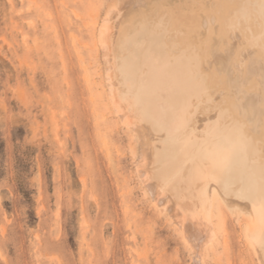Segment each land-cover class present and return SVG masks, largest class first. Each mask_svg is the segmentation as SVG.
I'll return each instance as SVG.
<instances>
[{
    "label": "rangeland",
    "instance_id": "374dc122",
    "mask_svg": "<svg viewBox=\"0 0 264 264\" xmlns=\"http://www.w3.org/2000/svg\"><path fill=\"white\" fill-rule=\"evenodd\" d=\"M115 3L0 0V264H191L101 94L92 32ZM222 204L225 242L203 264H258L246 213Z\"/></svg>",
    "mask_w": 264,
    "mask_h": 264
},
{
    "label": "bare ground",
    "instance_id": "6f19581e",
    "mask_svg": "<svg viewBox=\"0 0 264 264\" xmlns=\"http://www.w3.org/2000/svg\"><path fill=\"white\" fill-rule=\"evenodd\" d=\"M92 36L138 182L190 263L225 242L223 200L264 264V0H116Z\"/></svg>",
    "mask_w": 264,
    "mask_h": 264
}]
</instances>
